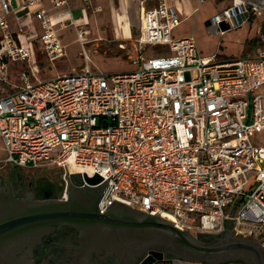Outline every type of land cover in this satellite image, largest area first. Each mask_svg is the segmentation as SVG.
<instances>
[{
    "label": "built area",
    "instance_id": "obj_1",
    "mask_svg": "<svg viewBox=\"0 0 264 264\" xmlns=\"http://www.w3.org/2000/svg\"><path fill=\"white\" fill-rule=\"evenodd\" d=\"M41 1L24 0L23 8L54 62L65 55L60 30L73 25L84 46L85 11L53 18ZM129 1L140 8L146 2ZM49 2L51 9L69 6ZM91 2L83 0L85 7ZM17 10L12 0H0V61H25L29 70L0 97V167H55L64 185L66 174L77 186L85 184L83 175L103 182L111 176L100 214L116 201L196 235L229 230L264 251V49L223 62L202 57L193 37L174 38L178 13L157 0L140 11L135 38L118 45L134 71L105 75L86 62L79 71L40 80L29 65L31 47L9 27ZM262 16L264 0H231L209 26L223 34Z\"/></svg>",
    "mask_w": 264,
    "mask_h": 264
},
{
    "label": "water",
    "instance_id": "obj_2",
    "mask_svg": "<svg viewBox=\"0 0 264 264\" xmlns=\"http://www.w3.org/2000/svg\"><path fill=\"white\" fill-rule=\"evenodd\" d=\"M64 177L61 193L65 189L66 201L45 198L42 202L28 205L14 204L10 187L6 193L0 192V196L8 198L0 202V246L12 237L31 231L99 223L121 230L110 245L125 257L130 255L126 253L138 247L140 251L150 249L171 255V264H264V251L258 243L236 238L229 230L218 236L216 242H206L203 238L209 236L193 235L188 229L181 231L163 218L139 212L116 201L100 214L98 202L111 176L103 182L98 175H83L85 184L82 186L73 182L74 175L66 174ZM90 199L92 203L89 206ZM115 207L124 209L129 215L110 214ZM152 262L143 260L140 264Z\"/></svg>",
    "mask_w": 264,
    "mask_h": 264
},
{
    "label": "rangeland",
    "instance_id": "obj_3",
    "mask_svg": "<svg viewBox=\"0 0 264 264\" xmlns=\"http://www.w3.org/2000/svg\"><path fill=\"white\" fill-rule=\"evenodd\" d=\"M231 6V0H214L206 1L202 5L201 12L193 17L184 19L180 25L174 29L173 36L175 39L193 37L197 48L202 57L215 56L216 62L230 61L239 59L244 56H252L258 48H262L261 39L258 37L264 36V20L252 18L250 22L239 29H231L220 34L216 27L208 26L207 21L215 12H221L222 9ZM96 7L87 8L88 17L95 12ZM102 8V7H101ZM102 11V9H101ZM100 11V12H101ZM79 19V18H75ZM73 22V21H72ZM89 22V21H88ZM97 24H86L85 28L89 31L85 38L84 46L78 42L76 37V28L72 25L67 30L61 33V41L65 46V55L55 63H50L43 55L41 50L36 49L35 64L40 66L39 75H49L54 78L57 71L68 75L72 70L79 71L87 65L95 72L105 75H115L121 73H129L136 69L134 65L128 62L125 51L118 48L117 42L113 38V32L110 24L102 25L97 28ZM262 34V35H261ZM126 42V41H125ZM128 44V42L126 43ZM264 47V46H263ZM84 54H87L88 61L84 59ZM146 57H151V51L145 53ZM6 71L9 73V82L0 80V94L5 90L12 88V83H18V73L28 71V64L24 62H12L7 59ZM42 71V74H41ZM46 80L50 78H39ZM1 147V144H0ZM0 151V157H1ZM35 171L38 177H47L53 181H58L57 168L45 167L42 169L31 170ZM35 174V175H36ZM43 176V177H42ZM32 173L27 174V179H31ZM196 235L195 233H192Z\"/></svg>",
    "mask_w": 264,
    "mask_h": 264
},
{
    "label": "flooded vegetation",
    "instance_id": "obj_4",
    "mask_svg": "<svg viewBox=\"0 0 264 264\" xmlns=\"http://www.w3.org/2000/svg\"><path fill=\"white\" fill-rule=\"evenodd\" d=\"M62 179L53 181L47 177H34L20 184L0 183V192L6 193L8 187L12 190L14 204L28 205L45 200L66 201L62 198ZM10 198V197H9ZM8 200L0 196V202ZM92 199L89 200L90 206ZM114 216H128L127 211L120 207L112 209ZM112 227L102 224L84 226L61 225L54 228L31 231L12 237L0 246V264H140L149 261L164 264L173 259L171 255L156 250H142L138 247L131 250L125 257L114 249L110 242L117 237ZM218 236L203 238L206 242H216ZM136 253V254H134Z\"/></svg>",
    "mask_w": 264,
    "mask_h": 264
},
{
    "label": "crops",
    "instance_id": "obj_5",
    "mask_svg": "<svg viewBox=\"0 0 264 264\" xmlns=\"http://www.w3.org/2000/svg\"><path fill=\"white\" fill-rule=\"evenodd\" d=\"M206 1H211L213 5L214 0H166V3L170 6H173L176 9L178 16L180 18V21L182 22L184 19L193 17L197 13H200L202 5L206 4ZM12 3H13V6L16 9H18L17 10L18 12L16 14L11 13L9 15L8 17L9 27L11 31L18 36L19 42L22 45L31 47L32 56H31L29 65L34 66L39 72L40 66L35 64V59H34V57L36 56V49L41 50V45L37 40L40 34L39 25L36 21L32 20L29 17L28 11L23 8L24 0H12ZM68 3H69L68 7L64 6L59 9H51L49 0H42L40 6L45 9H49L50 15L53 18H57L59 16L65 15L68 13V11L73 12L75 15H78L81 11H85V17H86L87 24L88 23L92 24V22L97 24L98 26L96 29L101 28L102 25L110 24V27L113 32V38L119 45L121 43H127V42L129 43L135 38L137 29H138L140 11H142V8L143 10L154 8L157 5V0H146L142 8H140L136 3H133L129 0H92L91 6L89 7H96L99 5L102 11L99 12L98 14H92L89 17H88V12H87V8L89 7H85V5L83 4V0H68ZM225 9L227 8H224L221 11ZM219 13L220 12L218 13L215 12L210 18H208V21H207L208 26H209L211 18ZM261 18L262 20H264V16L260 17L259 19ZM69 28L67 27L65 29H62L58 33L59 41L63 47L65 46L62 44V41H61V36H62L61 33ZM258 37H261L260 34L258 35ZM263 46L264 45H262V48H258L256 50V53L252 56L257 55L259 51L263 50L264 49ZM43 55L46 57L44 53ZM60 59H57L54 62H50L49 59L48 61L50 63H55L56 61ZM1 63H4L3 69H1ZM6 63L7 61L5 62L0 61V80H2L3 82H9V79H10L9 73L6 71ZM22 72H19L17 76L19 79V82L12 83L11 84L12 88L5 90L3 93L0 94V97L7 95L8 93L12 92L16 87L20 86L21 84L20 83V73ZM26 72H29V70L28 71L26 70ZM38 72L35 74V78L37 79L51 78V77H48L49 75H43V76L39 75ZM41 74H42V71H41ZM57 75H65V74L62 73V71H57L55 76ZM0 151L2 155L0 159H2L4 158V152L2 150V146L0 147ZM34 172L35 171L14 168L8 165L4 167L2 166L0 167V183L4 185L20 184L22 181L28 180L27 179L28 173H32L31 178L39 176Z\"/></svg>",
    "mask_w": 264,
    "mask_h": 264
},
{
    "label": "bare ground",
    "instance_id": "obj_6",
    "mask_svg": "<svg viewBox=\"0 0 264 264\" xmlns=\"http://www.w3.org/2000/svg\"><path fill=\"white\" fill-rule=\"evenodd\" d=\"M166 219H169V220H171V217H167V216H164ZM148 261H151V259H147ZM147 260H146V262H147Z\"/></svg>",
    "mask_w": 264,
    "mask_h": 264
}]
</instances>
